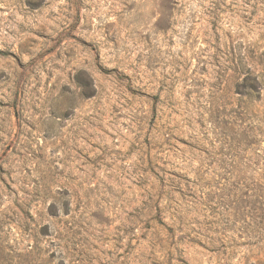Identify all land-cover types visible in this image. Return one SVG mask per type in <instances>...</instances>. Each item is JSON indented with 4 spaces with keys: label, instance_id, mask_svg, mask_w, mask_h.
I'll list each match as a JSON object with an SVG mask.
<instances>
[{
    "label": "rangeland",
    "instance_id": "374dc122",
    "mask_svg": "<svg viewBox=\"0 0 264 264\" xmlns=\"http://www.w3.org/2000/svg\"><path fill=\"white\" fill-rule=\"evenodd\" d=\"M0 264H264V0H0Z\"/></svg>",
    "mask_w": 264,
    "mask_h": 264
}]
</instances>
